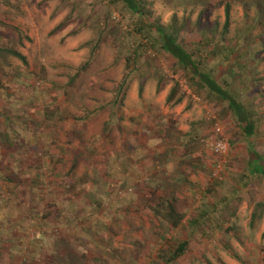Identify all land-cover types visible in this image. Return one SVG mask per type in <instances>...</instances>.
Here are the masks:
<instances>
[{
  "label": "rangeland",
  "instance_id": "rangeland-1",
  "mask_svg": "<svg viewBox=\"0 0 264 264\" xmlns=\"http://www.w3.org/2000/svg\"><path fill=\"white\" fill-rule=\"evenodd\" d=\"M142 2L149 21L187 20L179 38L205 63L211 42L239 36L259 133L246 138L226 103L196 93L124 2L0 0V46L27 57L0 58V264H165L201 210L171 264H264V207L252 221L264 175L249 168L251 151L264 159V0ZM75 149L87 153L73 169Z\"/></svg>",
  "mask_w": 264,
  "mask_h": 264
},
{
  "label": "trees",
  "instance_id": "trees-1",
  "mask_svg": "<svg viewBox=\"0 0 264 264\" xmlns=\"http://www.w3.org/2000/svg\"><path fill=\"white\" fill-rule=\"evenodd\" d=\"M115 3L124 2L127 9L137 15V19L134 21V27L137 32L141 34L145 32L153 33L152 45L161 52L168 53L171 55L179 67L188 73L190 83L196 93L205 92L207 98L218 103H226L229 110L241 129L243 135L246 138H252L259 133V119L257 116V110L249 103H246L244 99L245 90L247 83L250 80L251 66L249 63L250 54L246 53L248 48L244 47V52L241 54L240 40L239 36L235 39V45H225L224 41H213L211 52L212 59L209 63H205L204 55L195 57V53L192 49L187 46L179 38V33L186 27L187 20L178 23L176 16L171 20L170 23L161 24L155 21H149L147 18L146 8L142 0H112ZM226 20L224 26V32L229 29L231 22V3H227L225 7ZM262 10L257 11V17H255V22L259 21ZM260 15V16H259ZM253 23L250 28H253ZM201 39L199 45L203 43ZM209 46L211 44L208 43ZM10 55L16 56L27 62V57L18 50L11 47H1L0 46V58L3 61L9 63ZM241 56L243 57V62L240 61ZM135 60V56L133 58ZM238 62V63H237ZM240 62V64H239ZM223 65L226 69L222 71L219 70V66ZM238 65H241L238 67ZM85 67V66H84ZM230 77L232 80H230ZM75 79V76L72 80ZM161 83L158 84V89L161 88ZM142 86L140 88V94H142ZM177 93V87H173L169 94L167 95V102H171ZM183 97L176 99L175 103L182 102ZM110 118L106 121L105 126L109 127L112 124V116H114L113 111L111 112ZM86 150L75 149L72 155L73 169H75L80 163L81 159L86 156ZM249 168L252 173L264 175V159L262 156L251 151V159L249 161ZM0 178L4 180V175L0 173ZM7 178V177H5ZM260 207H264V203L256 204L255 210L252 212V221H254L258 216V210ZM175 206H169L166 216L172 219V225L177 228L183 219L182 214L176 213ZM177 214V216H176ZM207 211H200L198 216L191 218L188 222L190 231L188 232L185 239L180 241L172 252L166 257L165 264L174 263L178 258L183 256L190 243L192 230L200 228L205 222V218L208 216ZM264 234V233H263ZM211 264V262H209Z\"/></svg>",
  "mask_w": 264,
  "mask_h": 264
},
{
  "label": "built area",
  "instance_id": "built-area-1",
  "mask_svg": "<svg viewBox=\"0 0 264 264\" xmlns=\"http://www.w3.org/2000/svg\"><path fill=\"white\" fill-rule=\"evenodd\" d=\"M213 146L216 152L226 155L229 151V144L226 140H216L213 142Z\"/></svg>",
  "mask_w": 264,
  "mask_h": 264
}]
</instances>
